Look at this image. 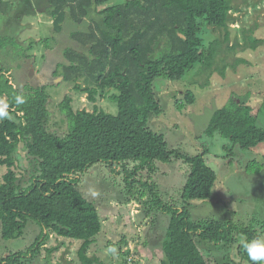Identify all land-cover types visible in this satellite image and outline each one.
I'll use <instances>...</instances> for the list:
<instances>
[{
  "label": "trees",
  "instance_id": "16d2710c",
  "mask_svg": "<svg viewBox=\"0 0 264 264\" xmlns=\"http://www.w3.org/2000/svg\"><path fill=\"white\" fill-rule=\"evenodd\" d=\"M111 1L48 0V10L55 33L63 32L68 19L80 27L70 31L75 44L65 45V62L55 74L93 102L98 95L108 97L118 106L117 115L98 108L75 111L72 97L66 96L59 109L68 121V132L59 136L48 130L47 86L16 88L8 71L0 68V100L12 117L0 120V237L32 239L28 249L0 255V264H33L53 235L82 242L78 252L82 264H102L88 253L102 235L103 218L96 203L79 189L83 176L98 165L114 166L117 174L124 175L127 194L143 202L147 215L159 211L170 216L161 264H234L228 254L223 260L209 253L220 246L230 252L236 248L240 263L252 264L240 239L262 237L263 232L211 218L194 221L191 216L192 202L212 199L219 182L218 167L207 159L209 151L191 155L171 149L165 134L151 129L149 123L162 113L154 91L162 83L184 81L192 74L190 84H197L200 77L209 84L216 73L225 77L229 66L236 69L246 63L237 58L239 51L264 46L256 27L241 30L243 42L231 38L230 25L237 21L232 12L257 0H128L105 7ZM12 11L9 1L0 0L1 15L10 16ZM209 28L224 31V36L210 37ZM9 42L15 44V36L0 35V50ZM18 94L26 97V103L15 104ZM260 96L259 109L247 95L230 98L215 111L205 134L231 143L224 148L230 152L226 159L234 157L237 148L254 151L264 144V127L259 125L264 91ZM195 100L189 89L185 102ZM21 146L37 165L38 172L29 180L15 171ZM175 161L187 167L178 199L181 208L166 203L152 178L145 181L142 175H154L159 164ZM3 167L7 172L1 175ZM263 167L250 161L247 173H260ZM122 256L127 263L131 251Z\"/></svg>",
  "mask_w": 264,
  "mask_h": 264
},
{
  "label": "rangeland",
  "instance_id": "374dc122",
  "mask_svg": "<svg viewBox=\"0 0 264 264\" xmlns=\"http://www.w3.org/2000/svg\"><path fill=\"white\" fill-rule=\"evenodd\" d=\"M5 1L12 4L10 14H18L19 18L0 14V35L15 36V44L9 42L5 50H0V68L8 71L7 75L16 88L47 86L51 112L48 130L59 136L68 132V121L59 109L66 96L72 97L75 111L93 112L98 108L117 115L118 106L108 97L98 95L93 102L87 93L76 91L73 83H66L62 76L55 74L59 64L65 62L64 50L75 44L70 40V31H80V27L68 19L63 32L57 34L48 10L49 4L39 0ZM127 1L112 0L105 7L122 5ZM232 14L237 20L230 25L232 41L237 36L243 42L241 30L254 27L257 28L256 35L264 39V0L250 1L249 5L242 6ZM208 30L212 38L224 36V31ZM237 54V58L246 63L238 64L236 69L229 66L225 77L216 73L209 84L205 83V77H197L198 83L190 84L193 78L190 74L184 81L164 82L155 88L162 113L152 117L149 125L154 131L165 134L171 149H180L191 155L209 151L208 162L218 167L220 177L213 198L192 202L190 213L194 221L211 218L234 225H251L260 235L263 232L264 237V167L260 173L253 174L247 173L246 168L248 162L253 160L264 165V144L253 149L255 152L237 148L234 151L236 155L226 159L230 152L224 148L231 143L219 136L209 138L205 134L215 111L230 98L243 99L253 94L248 102L255 109L262 107L260 92L264 91V46L256 50L248 46ZM229 64H234V60H229ZM204 83L205 87L202 86ZM189 89L196 95L193 104L185 102ZM259 125L264 127V113L260 116ZM19 155L21 160L15 171L20 178L29 180L32 174L38 172L37 165L23 146ZM114 169V166H95L83 176L79 186L85 197L96 203L103 218L102 235L88 254L97 256L102 264H161L165 258L161 245L170 216L159 211H150L147 215L148 208L127 194L124 175L117 174ZM6 172L7 169L3 167L1 175ZM186 174L187 167L181 161L159 164L157 173L151 176L147 172L142 173L143 180L152 178L165 196L166 203L179 208L182 206L178 199ZM147 200L148 197H145L144 201ZM243 241L240 239V243ZM31 244V238L7 241L0 237V255L24 251ZM81 244L80 241L53 235L33 264H82L78 254ZM109 247L117 249L116 257L107 252ZM221 247H213L209 253L223 260L228 254L234 264H241L236 248L230 252ZM127 250L131 251V256L126 257L127 263H123L125 257L122 253Z\"/></svg>",
  "mask_w": 264,
  "mask_h": 264
},
{
  "label": "clouds",
  "instance_id": "9594fccd",
  "mask_svg": "<svg viewBox=\"0 0 264 264\" xmlns=\"http://www.w3.org/2000/svg\"><path fill=\"white\" fill-rule=\"evenodd\" d=\"M14 99L16 105L26 103V97L22 94L16 95ZM7 109L8 105L4 101L0 100V120L12 119ZM242 249L247 253L248 259L252 262V264H264V237H257L252 240L243 241ZM107 252L113 257L118 255L115 247H109Z\"/></svg>",
  "mask_w": 264,
  "mask_h": 264
},
{
  "label": "crops",
  "instance_id": "0c3cea01",
  "mask_svg": "<svg viewBox=\"0 0 264 264\" xmlns=\"http://www.w3.org/2000/svg\"><path fill=\"white\" fill-rule=\"evenodd\" d=\"M39 1H40V2H45L46 5L49 4L48 0H39ZM17 15H18V14H13V15H11L10 17H11V18H13V17H18ZM8 18H9V17H8ZM18 18H19V17H18ZM52 20H53V19H52Z\"/></svg>",
  "mask_w": 264,
  "mask_h": 264
}]
</instances>
